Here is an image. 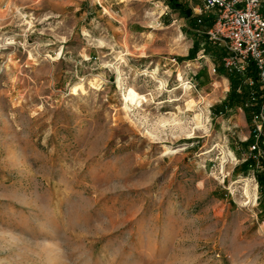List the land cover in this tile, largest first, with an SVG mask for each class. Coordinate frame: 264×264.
<instances>
[{
    "label": "rangeland",
    "instance_id": "obj_1",
    "mask_svg": "<svg viewBox=\"0 0 264 264\" xmlns=\"http://www.w3.org/2000/svg\"><path fill=\"white\" fill-rule=\"evenodd\" d=\"M192 26L165 0H0V264H264L253 122Z\"/></svg>",
    "mask_w": 264,
    "mask_h": 264
},
{
    "label": "built area",
    "instance_id": "obj_2",
    "mask_svg": "<svg viewBox=\"0 0 264 264\" xmlns=\"http://www.w3.org/2000/svg\"><path fill=\"white\" fill-rule=\"evenodd\" d=\"M189 1L197 21L202 16L212 20L207 28L196 27L209 41L225 48L222 63L229 71L243 73L251 60L255 62L258 76L264 88V0H201L200 5ZM213 71H217L214 66ZM249 85L254 84L250 77ZM250 103H259L253 112V142L249 155L257 158L264 168V89L261 94L251 93Z\"/></svg>",
    "mask_w": 264,
    "mask_h": 264
},
{
    "label": "trees",
    "instance_id": "obj_3",
    "mask_svg": "<svg viewBox=\"0 0 264 264\" xmlns=\"http://www.w3.org/2000/svg\"><path fill=\"white\" fill-rule=\"evenodd\" d=\"M166 3L173 11H177L181 16L189 19L192 23L194 29L198 26H203L205 28L209 27L212 24V20L206 16H202L203 22L199 23L197 21L198 15L193 13L192 7L184 0H165ZM205 23V24H204ZM206 44V51L211 54L213 60L217 66V70L220 73H225L228 75L231 81V89L228 93L226 99L222 102L226 107H232L237 104H242L247 113V117L252 120V115L255 110L258 109L259 103H250L252 91L257 92L258 94L262 93L261 90V81L258 76V70L253 60L250 61L245 72H235L227 70L222 63V56L225 53V48L214 44L209 41V38L206 35H203ZM200 48V42L195 40L194 46L190 51V58H193L197 50ZM251 75L254 78V84L249 86L245 83L247 76ZM252 140V138H249ZM250 164L253 165V161L250 160ZM257 179L259 182L260 190L264 196V171H257Z\"/></svg>",
    "mask_w": 264,
    "mask_h": 264
},
{
    "label": "bare ground",
    "instance_id": "obj_4",
    "mask_svg": "<svg viewBox=\"0 0 264 264\" xmlns=\"http://www.w3.org/2000/svg\"><path fill=\"white\" fill-rule=\"evenodd\" d=\"M223 85V83H219L218 86ZM79 86H83V84H80ZM145 96L144 95H140L139 93H137L133 88H129L128 93L125 95V99L131 100L132 102H137L140 99H144ZM232 153V152H231ZM247 193H249V190H246Z\"/></svg>",
    "mask_w": 264,
    "mask_h": 264
},
{
    "label": "crops",
    "instance_id": "obj_5",
    "mask_svg": "<svg viewBox=\"0 0 264 264\" xmlns=\"http://www.w3.org/2000/svg\"><path fill=\"white\" fill-rule=\"evenodd\" d=\"M173 15H174V14H170V17H173ZM170 17H169L168 14H166V16H164V19H165V20H170ZM183 19H184V18L181 17V18L179 19V21H180V20H183Z\"/></svg>",
    "mask_w": 264,
    "mask_h": 264
}]
</instances>
